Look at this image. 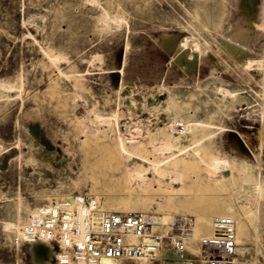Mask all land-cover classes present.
<instances>
[{"label": "rangeland", "instance_id": "374dc122", "mask_svg": "<svg viewBox=\"0 0 264 264\" xmlns=\"http://www.w3.org/2000/svg\"><path fill=\"white\" fill-rule=\"evenodd\" d=\"M90 1L0 0V84H14L0 87V219L22 226L7 232L0 225V264H57L66 201L94 211L93 200L100 197L161 213L158 204L166 198L167 185L150 174L149 184H141L124 168L112 124L118 108L123 129L139 121L148 126L149 138L139 135L137 150L154 160L146 144L175 134L168 113L176 110L180 117L179 107L184 106L183 115L201 125L195 136L173 143L184 146L201 137L196 148L201 156L224 157L232 175L219 183L223 185L207 182L201 157L183 170L181 196L187 201L224 196L239 213L247 210L237 196L241 167L264 150V65L259 64L264 61V0ZM106 12L123 21L107 25ZM238 22L249 34H236ZM175 35V44H166L165 38ZM247 36V48L238 42L247 53L234 54L243 63L251 61L244 68L228 51H234L235 38ZM180 40H188L184 49ZM217 41L228 51L216 54ZM121 79L132 90L131 105L115 91ZM219 87L232 90L235 97L222 94ZM170 90L179 94L170 107L142 108L157 92L168 95ZM134 130L140 131L139 126ZM17 142L28 156L15 151ZM170 195L176 199L175 192ZM177 203L187 207V202ZM198 209L170 211L191 219ZM246 219L240 236L251 242H238V263L264 264V226L256 236V218Z\"/></svg>", "mask_w": 264, "mask_h": 264}, {"label": "bare ground", "instance_id": "6f19581e", "mask_svg": "<svg viewBox=\"0 0 264 264\" xmlns=\"http://www.w3.org/2000/svg\"><path fill=\"white\" fill-rule=\"evenodd\" d=\"M88 1H90V0H88ZM92 1H90V2H92ZM243 9L245 12L244 15H247V13H249V12L247 11L246 8H243ZM104 15L107 19V22H106V23H108L107 25H110V26L119 25L123 21V17L120 15H112V14H109L107 12ZM260 17H261V15H260ZM241 19H242V17H241ZM238 23H239V26H238V31L236 32V34H241V35H242V33L243 34H246V33L249 34V32H247V30H246L247 27L245 28L244 26H242V24L240 22H238ZM250 24H252V23H250ZM248 36L244 37V39L241 37L243 39V41L239 37L235 38L234 39L235 43H232V46L234 48V51H232V52H231V50L228 51L229 47H227V45L224 42L217 41V49H215L216 50L215 53L219 54L220 49H227L229 55L235 61L240 63V66L247 68V66H245V65L249 66L251 64V61H246L243 63V62L239 61L234 54L237 53L240 55L241 53H244V54L247 53L246 48L248 47V44H247ZM164 37H166V36H164ZM177 38H178L177 35H175L173 37H166L165 42H166V44L168 42L169 46H171V45L173 46L175 44L174 41L177 40ZM238 42L240 44L247 45L246 48L238 47V45H239ZM187 43H188V40H185V41L180 40V49L181 48L184 49V47L187 45ZM195 46L197 49H199V51L202 49V44L198 40L195 41ZM249 46H250V44H249ZM189 47H191V46H189ZM180 49H179V51H180ZM212 49H214V48L212 47ZM211 53H213V52H211ZM49 55H50V57H53V59H56L58 57V55L51 54V53ZM61 55H62V53H61ZM239 55H237V57ZM186 56H187V54L185 53L183 55V57L186 58ZM53 59H51V61ZM91 60H92V62L94 61L93 59H91ZM89 61H90V59H89ZM256 64L258 65V63H256ZM259 64L264 65V61L261 60L259 62ZM12 85H14V84L12 83L11 86ZM9 86H10V84L7 81L2 82V84H0V87H8L9 88ZM117 87H118L117 90H115L116 93H118L120 97L124 98L130 104L133 101L132 97H131V93H132L131 88L128 85H125V81H123L122 79L120 80V83H118ZM160 89H162V86L160 87ZM168 89H167V91H168ZM215 89H217V88L215 87ZM219 90L222 94H228V95L230 94L232 96L235 95L232 90H229L227 88L219 87ZM1 91H2V89H1ZM220 92H218V93H220ZM178 96H179V94L176 90H173V91L170 90V92H168V95H166L165 93L163 95L158 94V92H157L156 94L153 95V98L151 99V101L145 103L142 106V108H152L158 104H161V107L168 108V107H170V104L172 103V101H174V99L177 98ZM233 97H235V96H233ZM224 98H225V96H224ZM131 108H133V106ZM179 109L182 112V116H180V117L175 116L176 110H172L168 113L169 120H170L169 125H170V128L174 130L173 132L175 134H170L168 139L155 140L154 142H152V144H146V146L149 147L150 150L152 151L153 156H154V160H151L148 155L141 153L137 150V148H139L140 143H142L140 140H138L139 135L141 136V135H144V133H145V137L147 138V140L149 138V133H148V131H146V127L148 128V126L146 124H142L139 121V122H135V123L133 122L130 125L126 124L127 128L123 129L120 125L119 108L113 114L112 124H113V126H115L114 128H115L116 142H117V145H118V148L120 151V155L122 157V163L125 166L124 168L128 170V172L130 173V175H132V177L138 179V181L140 180L141 184H142V182L149 184V182H150L149 174L151 175L150 177L153 178V180H155V179L156 180H162L167 185V187H168L167 191L168 192H166V194H165L166 198H164L158 204V206L160 207L161 213L153 212V211L145 212L147 207H145V206L140 207L136 204L121 203V202L116 204L113 202H106L103 198H102L103 199L102 200L100 197L98 199L93 200L94 201V203H93L94 204L93 205L94 211L92 210V208L90 206H88L86 204H77L75 202H67V201L64 202L62 205V210H61L64 213L63 214L64 217H62L60 219L61 223H59L61 225L62 233H63L62 234V243L64 245L71 244L70 242L72 239L74 240V242H76V244L79 246L80 250L82 251V253H81L82 264H90V260L88 259V257L85 254H83V247L85 245L84 241L87 237L88 225H90L88 223L87 219L90 217V219H92V221L94 223L97 219L101 218V216L105 215L106 213H108L110 211L117 210V209H122V210H126V211H135V210L141 211L146 215V217L155 226V228H157L158 226H162L163 228H165V229H163L164 231L165 230L168 231L171 229V227H172L173 223L175 222V219L177 218V216L182 215L180 213H171V211H170L171 208L178 207V208H182L183 210L188 209V208L189 209L199 208L197 211L194 212V215H192L191 220L194 223V226L191 223L193 228H192V231L189 233V240L193 244L189 245L188 249L192 252L194 251V253L199 252L197 249L198 247H195V243L197 242V239L202 235H209L212 233L213 228H214L213 227L214 220L218 216H229V217L235 218V220L237 222V233H238L237 241L238 242H243L245 244L251 242L249 239H246V238L240 236V234L245 233V231L247 229L246 228L247 223H245L243 221L244 218L248 217V220L250 222H251L252 218H256L255 225H254V231L256 233V236L259 235V232L261 230V226L262 225L264 226V209L262 206L263 202H264V159H263V151L264 150L262 152H260L259 155H257L256 161L247 162V163L243 164V166L241 167L243 177H241V174H240V177L242 178V179L241 178L240 179L242 181L239 184L240 187H238L239 191L238 190H235V191H238L237 196L243 198L242 202L244 203L245 209H247L246 212H244L242 214L239 213L237 208L235 207V205L232 202L228 201V199H225L224 196L220 197V198L214 197V198L205 199V200H200V199L196 200L195 199V200H190V201L188 200L187 201L184 197L181 196L182 195L181 192H183L182 190L185 187V184L181 182L182 177H183L182 176L183 170L187 169V167H190V166H193L194 164H196L198 162V159L202 157L201 153L198 151V149H196L197 146L200 143H202L201 137L194 139V140H191V141H187V143L184 146H182V145L176 146L173 143V140L178 139V140L182 141L183 139H186V138L188 139V138L195 136L197 131H198L197 126L201 125V124H198L197 119L192 118L190 116H184L183 115L184 114L183 110H185L184 106H180ZM103 116L104 117H102V116L101 117L106 118L107 122H108V120L110 121L108 114H104ZM93 117H95V116H93ZM96 118H98L97 115H96L95 119ZM123 121H125V120H123ZM98 122H99V119H98ZM137 126H139L140 131L134 130V128H136ZM202 126H203V128L208 127V126H204V125H202ZM211 127H213V125ZM184 133H185V135H183ZM262 134H264V133H262ZM15 151H17V153L20 154V156H24V155L28 156L30 154L29 151L23 149L21 142L20 143L17 142V144L15 146ZM159 153H161V154L167 153V154L163 157V156H160ZM158 156L162 157V159L157 160L156 157H158ZM255 156H256V154H255ZM223 159H224V157L222 158V160ZM226 159H228V158H225V160ZM216 160H217V162H216ZM222 160H221V157H218V156L211 157L209 160L204 159V157L201 158V161H202L204 169H205V170H203L204 176H205L207 182H209V183L215 182L216 184L217 183L219 184V183H221L222 180L229 179V177H231L232 173H231V169H230V164L228 165L226 163H223ZM226 162H228V161H226ZM142 166L146 167V168H142ZM198 166H199V163H198ZM200 167L201 166H199L198 168H200ZM195 168H197V166H195ZM69 172H70V170H69ZM188 175H189V173H188ZM199 175H197V176H199ZM127 176H128V174H127ZM199 177H201V176H199ZM198 180H199V178H198ZM198 180L195 184H198ZM133 181L135 182V179ZM134 182H132V183L134 184ZM132 183H131V186L133 185ZM234 184H236V183L234 182ZM200 185H202V182ZM219 185H223V184H219ZM212 186H210V188ZM203 188H204V186L199 188V189H203ZM205 189L210 190L209 187H206V186H205ZM235 189H237V187H235ZM232 190L230 189L231 193L234 192V191L232 192ZM170 192L176 193V195H175L176 199H174V200L169 199L171 197ZM207 193H208V191H207ZM213 193H215V192H213ZM178 201H180L182 203L187 202V204H186L187 207H183V206L179 207L177 205ZM70 210H73L72 213H69ZM13 213H14V211H12V214ZM182 216H185V215H182ZM0 225L7 232L8 231L13 232L14 229L20 230L22 228V226L17 224L16 222H14L13 219H9V220H1L0 219ZM194 227L196 229H199L200 231L206 232L208 234L197 233V231ZM131 240L133 242L138 241V239L134 236L131 237ZM170 252L171 251L169 249H166L164 251V254L170 255ZM67 253H68V251L65 250V252L63 254H61L60 256L63 258H66L68 256ZM42 254H43V250H40L39 255H42ZM146 262H147V259L144 257H141L138 259L137 264H144ZM35 264H37V263H35ZM102 264H128V263L124 262L123 260L103 258ZM165 264H184V263L180 260H177L174 262H172V261L167 262Z\"/></svg>", "mask_w": 264, "mask_h": 264}, {"label": "built area", "instance_id": "2783aa9c", "mask_svg": "<svg viewBox=\"0 0 264 264\" xmlns=\"http://www.w3.org/2000/svg\"><path fill=\"white\" fill-rule=\"evenodd\" d=\"M88 230L84 241L83 254L90 264H102L103 258L138 263L144 257V264H165L182 261L184 264H239L238 233L235 218L218 216L214 220L213 231L197 239L198 253L190 251L189 233L192 231L191 219L179 215L168 231H163L150 222L141 211L117 209L106 213L94 223L87 219ZM136 237L133 242L131 237ZM71 244L61 245L62 252L57 264H82L79 246L72 239ZM169 249L170 255L164 254ZM68 251L66 258L60 255ZM70 259V260H69Z\"/></svg>", "mask_w": 264, "mask_h": 264}]
</instances>
